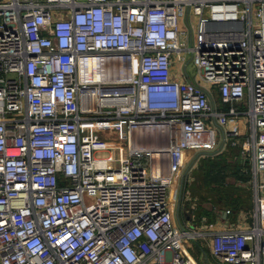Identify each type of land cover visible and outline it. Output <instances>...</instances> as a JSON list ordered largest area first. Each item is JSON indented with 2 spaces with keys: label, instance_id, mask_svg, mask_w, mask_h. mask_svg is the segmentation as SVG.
Masks as SVG:
<instances>
[{
  "label": "built area",
  "instance_id": "built-area-1",
  "mask_svg": "<svg viewBox=\"0 0 264 264\" xmlns=\"http://www.w3.org/2000/svg\"><path fill=\"white\" fill-rule=\"evenodd\" d=\"M227 145L253 221L210 253L264 264V0H0V264H197L169 188Z\"/></svg>",
  "mask_w": 264,
  "mask_h": 264
},
{
  "label": "rangeland",
  "instance_id": "rangeland-1",
  "mask_svg": "<svg viewBox=\"0 0 264 264\" xmlns=\"http://www.w3.org/2000/svg\"><path fill=\"white\" fill-rule=\"evenodd\" d=\"M188 23L189 25L196 23V18L191 14L189 15ZM179 24L182 27L184 24H186V22L185 20H182ZM189 42L190 41L188 39L186 43L189 44ZM182 54L185 55L186 57L185 60L186 71L189 74V76L195 80L197 78L198 72L196 66L190 59V52L182 51ZM183 64L184 62L179 63L178 61L174 60V65L172 66V70H174L173 68L176 67V70L179 72L180 69L179 67L183 66ZM241 116L245 117L244 114H242ZM108 138H109V142H112V144H117V140L112 133L110 135L108 134ZM227 147L228 146L225 147L223 152L221 151L222 154H220L221 155L220 159H217V157L219 156L217 154H214L217 151H219L218 149L216 151L210 152V154H208L209 152L198 154L196 150H188L186 153V170L185 173L182 174V205H183V210L191 214L190 219H192L193 221L192 223L195 224L196 226L207 225L212 223H213L212 227L215 229L217 228L225 229L229 226L228 222H222L220 220L216 221L214 219L215 215L208 217V219L207 217H205L206 220L204 221L202 220L200 222L198 221L199 220L198 212L200 211L206 212V210L209 209L211 206L216 207L217 210L230 209V215H231L230 222L235 223V221H237L236 223L237 227H249V225L252 226L251 223L253 221L254 206L251 196L252 195L251 185L249 184V182L242 183L236 181L237 180L236 170H238L237 163L234 162L233 159H230L231 157L230 158L227 157V153L225 151ZM110 152L112 151L104 152L101 154L110 155ZM113 153L114 155L116 154V152ZM199 155L202 158L199 159L198 158ZM241 159L246 163L247 161L249 162L248 157H244V158L242 157ZM113 164L115 163H111V165ZM217 171L224 172L226 175L225 181L227 183L226 184L227 187L225 191H227L228 194L231 195L235 194V196L240 197L241 203L238 205L240 211L238 212L237 215H235V212L232 210L233 207L230 208V206H227L225 203H223V200L222 201L217 200V188H218L217 185L224 182L223 181L221 182L220 177L216 178V176H214L213 178H211L209 176L211 172H213L214 175H217L216 174ZM244 172L249 173L248 166L244 168ZM179 174L180 173H178L173 179V184L169 188V194H168L170 201H172L174 205L177 201L176 197L178 198L180 193ZM239 184L241 185L243 184V185L241 186ZM236 186L239 188L236 189L235 188ZM249 201H252V207L248 206ZM196 211H197V215H196ZM189 213L187 215H189ZM181 220H182V225L184 227H187L189 225L188 220L183 218V213ZM173 227L176 229H180V226L176 222L175 218L173 219ZM201 229L205 230V227H201ZM184 242L186 246H184L183 249L188 250L187 252L188 254L186 255L192 257L197 264H222L221 262L220 263L217 262L210 253L211 236L207 238L200 236V237H196L195 239H185Z\"/></svg>",
  "mask_w": 264,
  "mask_h": 264
},
{
  "label": "trees",
  "instance_id": "trees-1",
  "mask_svg": "<svg viewBox=\"0 0 264 264\" xmlns=\"http://www.w3.org/2000/svg\"><path fill=\"white\" fill-rule=\"evenodd\" d=\"M228 147H227V149L225 150L226 151V153H227V157H231L230 159H233V161L234 162H236L237 163V168H238V170H236V174H237V182L239 181V182H249V184H250V173H245L244 172V168L246 167V166H248V168H249V162L247 161V163L246 162H244L241 158V154H240V148H239V146H230V145H227ZM225 149V148H224ZM224 149H222V150H219V151H217L216 153H214V154H217L219 157H217V159H220L221 157V155L220 154H222L221 153V151L223 152V150ZM218 152H220V153H218ZM208 154H210V152L208 153ZM225 154V153H224ZM226 155V154H225ZM198 158L200 159V158H202L200 155L198 156ZM250 171V170H249ZM219 173V174H218ZM217 175H214L213 174V172H211L210 173V177L211 178H213L214 176H216V178L217 177H220L221 178V182L223 181L224 183H220V184H218L217 186H218V188H217V200L219 201H222L223 200V203H225L227 206H230V208H232V210L235 212V215H237L238 214V212L240 211V209H239V204L241 203V201H240V197L239 196H235V194L234 195H231V194H228V192L227 191H225V189H226V181H225V177H226V175H225V173L224 172H219V171H217V173H216ZM221 174V175H220ZM239 185H241V184H239ZM243 185V184H242ZM241 185V186H242ZM251 185V184H250ZM236 189L237 188H239V187H235ZM223 191H224V193H223ZM252 192V191H251ZM252 196V195H251ZM248 206L249 207H252V201H249V203H248ZM223 210H226V209H223ZM230 210V209H229ZM189 211V210H188ZM186 212V211H185ZM189 213V212H188ZM187 212H186V215L188 214ZM196 215H197V211H196ZM198 217H199V222L202 220V221H204V220H206V218L205 217H207V219H208V217H211V216H214V219L217 217V208L216 207H210L209 209H207L206 210V212H202V211H200V212H198ZM234 215V216H235ZM188 216V218H191V214L189 213V215H187ZM229 216H230V218H231V215H230V213H229Z\"/></svg>",
  "mask_w": 264,
  "mask_h": 264
},
{
  "label": "crops",
  "instance_id": "crops-1",
  "mask_svg": "<svg viewBox=\"0 0 264 264\" xmlns=\"http://www.w3.org/2000/svg\"><path fill=\"white\" fill-rule=\"evenodd\" d=\"M179 68L181 69V67H179ZM173 69L175 70V71L172 70L173 73H175V75L178 78L182 79L181 70L179 69V72H178L176 70V67H174ZM179 183H180V193H179L178 198L176 197L177 201H176V203H175V205H174L172 210H173V219L175 218L176 222L179 224L180 228H182V220H181L182 213H183V218L184 219L188 218V216H186L185 211L183 210V205H182V175H180V182ZM224 211L225 210H223V209L222 210H217V217L215 218L216 221L220 220L222 222H228V221L231 220L229 214H225ZM232 221H234V220H232ZM214 223H215V221H214ZM231 223H233V222H231ZM212 224L203 225L205 227V230H203L201 228L198 229L199 231L203 232V235L201 237L207 238V237H210V233H212L214 231L224 230V229H219V228L215 229V228L212 227ZM234 226H236V221H235ZM197 227H199V226H197ZM184 246H186V245L184 244ZM181 250H182V245H181ZM184 252L186 254H188L187 253L188 252L187 249L184 250Z\"/></svg>",
  "mask_w": 264,
  "mask_h": 264
},
{
  "label": "water",
  "instance_id": "water-1",
  "mask_svg": "<svg viewBox=\"0 0 264 264\" xmlns=\"http://www.w3.org/2000/svg\"><path fill=\"white\" fill-rule=\"evenodd\" d=\"M190 167V166H189Z\"/></svg>",
  "mask_w": 264,
  "mask_h": 264
}]
</instances>
